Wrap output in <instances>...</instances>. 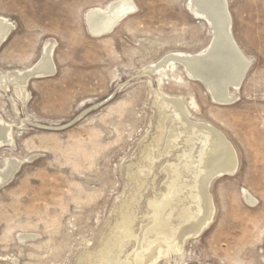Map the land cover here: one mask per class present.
I'll return each mask as SVG.
<instances>
[{
  "label": "rangeland",
  "instance_id": "374dc122",
  "mask_svg": "<svg viewBox=\"0 0 264 264\" xmlns=\"http://www.w3.org/2000/svg\"><path fill=\"white\" fill-rule=\"evenodd\" d=\"M114 1L0 0V16L12 25L0 44V72L31 68L48 43L56 67L25 89L0 84V125L12 135L0 147V264H100L103 249L125 262L144 226V248L158 238L148 231L150 202L166 191V168L188 152L181 182L192 184L187 166L201 150L181 134L164 152L171 126L185 128L171 114L159 126L158 94L182 98L191 121L221 131L239 163L210 184L209 226L156 264H264V0H228L233 38L251 63L228 105L180 64L151 70L170 54L210 48L212 27L193 15L191 0H133V15L93 36L87 14ZM10 162L17 169L2 185ZM188 192L166 213L173 231L185 224Z\"/></svg>",
  "mask_w": 264,
  "mask_h": 264
},
{
  "label": "bare ground",
  "instance_id": "6f19581e",
  "mask_svg": "<svg viewBox=\"0 0 264 264\" xmlns=\"http://www.w3.org/2000/svg\"><path fill=\"white\" fill-rule=\"evenodd\" d=\"M189 7L193 15L207 21L211 27H215L217 35L212 42L214 45L213 50L206 56H204L206 52L195 55L173 53L166 56L158 65L151 67V70L162 71L174 68L180 64L190 78L204 82L203 84L206 85L216 103L222 105L231 104L236 100V95L232 94L231 89L235 91L240 89L251 63L239 46L237 50L229 39L232 32V28L229 31L230 25L232 26V17L229 10L227 13L225 0H196V3L191 0ZM137 10L138 7L133 0H117L112 2L107 10L93 9L89 11L86 23L93 36L101 37L103 34L111 33L117 23L133 15ZM11 29L12 25L0 16V44L5 40ZM234 41L236 40L234 39ZM53 50L54 45L48 43L44 48L42 58L25 71L0 72V84H3L4 88H9V84L14 83L19 89H25L29 75L34 72L41 78L47 75H54L56 67L52 62ZM158 99L159 126L164 128V121L167 115L171 114L175 118L174 120L176 122L179 121L185 128L183 132L179 133L177 129L171 126L172 129L168 136L170 141L167 142L164 152L170 153L176 147V141L181 134L187 136L189 144L194 139L201 143L198 160L192 162L189 166L186 165L188 171L193 175L194 181L192 184L181 182L180 166L183 163H187V159L188 161L190 159L186 155L187 152L179 157L178 164L175 163L173 166L166 168V191L159 200L150 202L153 221L148 231H152V228H155L153 232L156 233L158 238L150 242L147 248H144L143 240L147 231L144 226L139 236L136 237L137 245L135 251L129 255L125 262H118L110 251L107 252L103 249L100 254V264H156L167 253L170 246L176 245L180 248L188 239L200 235L209 226L214 216L215 204L213 205L212 195L209 193L211 182L215 177L234 175L237 171L238 154L221 131L209 124L191 121L190 113L182 98L158 94ZM11 142L12 135L10 130L4 125H0V147ZM194 147H191V151L194 150ZM17 165L15 162H10V168L6 176L14 174ZM184 189L189 191L188 195L192 203L190 207L183 210L182 214L179 213L185 224L173 231L170 229L171 225L169 226L167 223L166 213L172 208L173 203L177 199L181 200V194ZM245 195L247 200L252 202L251 196L246 192ZM125 228H129L127 224H125Z\"/></svg>",
  "mask_w": 264,
  "mask_h": 264
},
{
  "label": "water",
  "instance_id": "95a60500",
  "mask_svg": "<svg viewBox=\"0 0 264 264\" xmlns=\"http://www.w3.org/2000/svg\"><path fill=\"white\" fill-rule=\"evenodd\" d=\"M194 3H196V0H192ZM228 0H225V4H226V10H227V13H228ZM87 22V21H86ZM87 24V23H86ZM87 28H88V24H87ZM231 28H232V26L230 25V28H229V31L231 30ZM114 29V28H113ZM88 31H89V28H88ZM113 31V30H112ZM212 31H213V36H214V38L216 37V32H215V27H213L212 26ZM90 32V31H89ZM103 35H105V34H103ZM102 35V36H103ZM229 39H230V41H231V43L237 48V50L239 49L238 48V46L236 45V43H235V41H234V38H233V35H232V32H231V35L229 36ZM213 48H214V45L213 44H211V47L206 51V53H205V55L204 56H206V55H209L210 53L209 52H211L212 50H213ZM203 56V57H204ZM198 58H200V57H198ZM48 76V75H47ZM33 77H39L38 76V74H36L35 72L34 73H32V74H30L29 75V79H31V78H33ZM201 81V80H200ZM204 83V82H203ZM12 175L13 174H10V175H7V176H5L4 177V179H3V183H2V185H4L6 182H8L11 178H12ZM1 185V186H2Z\"/></svg>",
  "mask_w": 264,
  "mask_h": 264
}]
</instances>
